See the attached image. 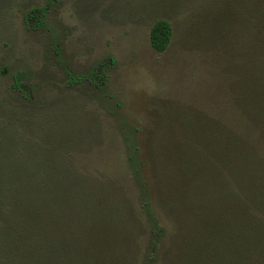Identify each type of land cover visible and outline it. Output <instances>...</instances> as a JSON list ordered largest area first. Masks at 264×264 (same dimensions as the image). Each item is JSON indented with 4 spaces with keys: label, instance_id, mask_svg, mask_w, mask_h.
<instances>
[{
    "label": "rangeland",
    "instance_id": "374dc122",
    "mask_svg": "<svg viewBox=\"0 0 264 264\" xmlns=\"http://www.w3.org/2000/svg\"><path fill=\"white\" fill-rule=\"evenodd\" d=\"M46 3L0 0V162L13 165L0 173L5 176L18 164L37 160L44 164L38 175L49 180L66 153L72 167L87 173L68 176L80 180L103 175L105 209L113 213L119 207L126 216L123 227L129 233L119 237L112 232L114 226L123 231L113 219L102 238V245L113 251L112 264H190L191 249H204L203 240L192 239L195 228H212L228 218L220 213V131L224 136L236 131L231 121L220 130V103L230 107L236 97L238 105L251 107L256 122L249 125L245 145H239L248 163L262 160L254 172L264 177V148L257 145L264 139V93L255 95L250 77L253 61L261 56L255 47L263 38L262 18L257 24L255 11L246 8L243 27L230 25L222 32L220 0L209 8L208 0H54L45 28L35 29L36 21L28 23L25 14ZM217 4L216 15L211 9L216 11ZM160 19L174 30L162 54L150 43L151 28ZM234 50L236 58L221 67L220 58ZM100 66L103 86L87 79L70 84L69 73L86 76ZM19 71L25 74L23 92L13 89ZM230 109L225 115L236 118V110ZM229 165L228 176L238 183L237 167ZM138 174L150 196L142 198ZM66 178L64 182L71 180ZM80 188L84 185L77 181L66 190L76 194ZM14 196L10 192L0 200L7 213L0 222L16 231L25 223L26 209ZM93 199L98 204L99 197ZM148 202L167 230L154 239L157 259L150 263L153 238L144 213ZM60 208L77 218L65 202ZM60 208L57 213L64 216ZM102 220L107 221L105 216ZM94 245H101L100 238Z\"/></svg>",
    "mask_w": 264,
    "mask_h": 264
},
{
    "label": "trees",
    "instance_id": "16d2710c",
    "mask_svg": "<svg viewBox=\"0 0 264 264\" xmlns=\"http://www.w3.org/2000/svg\"><path fill=\"white\" fill-rule=\"evenodd\" d=\"M208 1L209 8L210 5L213 6L214 0ZM252 1L220 0V28H223L222 32L227 31L230 25L232 27L239 24L243 27L241 20L246 8H252L255 11L254 21L257 24V20L262 18L260 27L264 29V0H257V4H255L256 0ZM53 3L54 0H47L46 6L29 9L25 14V19L28 23L36 21L35 29L45 28L46 16ZM215 8L216 11L214 9L211 11L217 15L218 4ZM173 36V26L169 21L164 19L155 21L150 32V43L154 51L160 54L165 53L172 43ZM258 47H260V55L262 56L263 53V57L260 56L253 61L250 76L252 91H255V95L264 93V50L262 49L264 48V32L262 41L255 47L257 55H259ZM236 53L237 51L234 50L230 57L222 56L220 58L221 67L226 66L227 60L229 62L231 59L234 60L237 56ZM102 73H104L103 66H100L91 70L86 76L69 73L68 80L71 85H76L83 79H87L90 83L101 87L105 83ZM24 79L25 74L17 72L13 76V89L23 92ZM237 100L236 97H233V104L232 106L229 104L230 107L221 106L220 103V112H223L220 115V130L222 127L230 125L231 121V123H235L236 131L226 136L220 131V213H224L228 218L223 219L212 228L210 225L195 228L196 231L191 233L192 239L203 240L204 249L200 245L191 249V254H193L191 263L197 260L203 264H212V260H215L219 264H264V177L257 178L254 172V168H260V164L263 162L260 160L253 164L248 163L245 158L247 156L239 145L240 143L245 145L244 139L249 133V125L254 124L256 118L250 106L245 109L241 104H237ZM228 108L236 110V118L225 115V110ZM257 141V145L261 146L259 149H263L264 139ZM191 145L192 143L189 144L190 148L193 147ZM63 155L64 158L61 157V163L53 170L54 173L49 180L38 175L39 168L44 164L37 160L18 164L15 171L13 170L11 173L8 170L9 174L4 173L5 176L0 173V200L5 201V197L7 199L8 194L13 192L14 200L16 197L20 198L26 209L23 214L25 223L19 226V230L13 231V226H4L0 222V264H112V259L114 260L115 257L114 255V258L110 256L113 251H110L108 246L102 245V238H105L110 229L107 227V222L113 223V219H117V222L121 223L124 232L117 226H114L112 232H115L119 237L129 233L130 231L123 227L126 216L119 207L113 213L105 209L103 204L108 201L107 187L103 184L105 182L99 178L103 175L80 178V180L72 179L68 176L69 174L84 177L87 173L76 170L66 158L67 154ZM230 163L237 167L234 172L239 177L238 183L228 176L227 169L230 168ZM12 166L10 162H0L2 169ZM25 173H27V179H24L23 184L20 181ZM207 173H210L208 169ZM65 177L71 180L64 182ZM77 181L83 183L84 189L80 188L82 191L76 194L72 191L67 192L66 188H72ZM138 181L142 184V191L144 190L141 193L142 198L146 194L150 196L151 189L146 181V184L144 183L141 174H138ZM208 183L211 182L208 181ZM230 184L234 187L232 188ZM34 187L35 189H33ZM92 189L96 192L95 194L89 193ZM4 191H6L5 194ZM93 197L95 199L99 197L98 204ZM100 197L103 198L102 201ZM111 197L116 200L115 194H111ZM64 202L69 212L77 215V218L68 217L63 213L65 210L60 206ZM76 206L80 209L75 210ZM145 206L144 213L150 224V234L153 238L150 247L151 257L147 262L150 263L157 259V246L154 244V239L159 233L165 235L167 230L161 226L159 219L153 213L152 203L148 202ZM59 208L64 216L58 215L56 209ZM234 209H237L238 213L232 212ZM36 211L40 212L41 216L36 214ZM95 213L98 214V217H95ZM6 215L5 210L0 209V220L5 219ZM103 216L107 221L102 220ZM64 220L68 221V225L62 226ZM58 221L63 222L59 225ZM103 222L105 224L99 226ZM72 223L77 225V233ZM20 232L22 233L20 234ZM99 238L101 245L96 246L97 243L94 245V242ZM116 248L124 250L123 246ZM215 251L216 253L213 254ZM204 252H206V256L201 257ZM76 256L79 257L78 260L74 259Z\"/></svg>",
    "mask_w": 264,
    "mask_h": 264
}]
</instances>
